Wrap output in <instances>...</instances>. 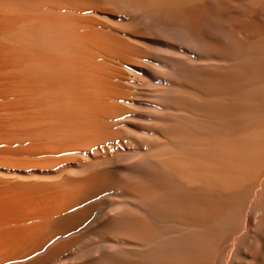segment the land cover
I'll use <instances>...</instances> for the list:
<instances>
[{
    "label": "bare ground",
    "instance_id": "bare-ground-1",
    "mask_svg": "<svg viewBox=\"0 0 264 264\" xmlns=\"http://www.w3.org/2000/svg\"><path fill=\"white\" fill-rule=\"evenodd\" d=\"M0 264H264V0H0Z\"/></svg>",
    "mask_w": 264,
    "mask_h": 264
}]
</instances>
